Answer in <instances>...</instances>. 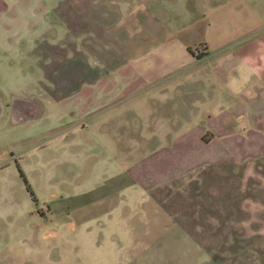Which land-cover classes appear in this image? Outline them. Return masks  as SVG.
I'll list each match as a JSON object with an SVG mask.
<instances>
[{
    "label": "rangeland",
    "instance_id": "374dc122",
    "mask_svg": "<svg viewBox=\"0 0 264 264\" xmlns=\"http://www.w3.org/2000/svg\"><path fill=\"white\" fill-rule=\"evenodd\" d=\"M19 48L0 46V92L41 109L15 126L0 119V264H264L237 174L193 160L170 166L157 152L168 136L143 129L167 118L145 117L141 102L110 115L102 100L89 112V99L53 92L59 64Z\"/></svg>",
    "mask_w": 264,
    "mask_h": 264
},
{
    "label": "crops",
    "instance_id": "0c3cea01",
    "mask_svg": "<svg viewBox=\"0 0 264 264\" xmlns=\"http://www.w3.org/2000/svg\"><path fill=\"white\" fill-rule=\"evenodd\" d=\"M55 31L57 41L47 34ZM1 45L59 64L53 92L93 100L89 112L102 100L110 115L141 102L145 117L167 118L143 128L168 136L157 147L165 162L237 174L264 234V0H0ZM76 80L80 87L68 85ZM5 98L0 119L12 126L41 109L34 98Z\"/></svg>",
    "mask_w": 264,
    "mask_h": 264
},
{
    "label": "trees",
    "instance_id": "16d2710c",
    "mask_svg": "<svg viewBox=\"0 0 264 264\" xmlns=\"http://www.w3.org/2000/svg\"><path fill=\"white\" fill-rule=\"evenodd\" d=\"M205 141L207 140L205 137H204Z\"/></svg>",
    "mask_w": 264,
    "mask_h": 264
}]
</instances>
